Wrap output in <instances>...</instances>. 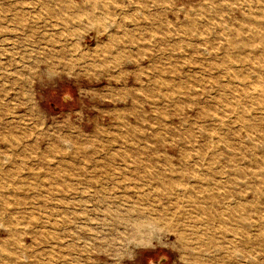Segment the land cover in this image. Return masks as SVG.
<instances>
[{"label":"rangeland","instance_id":"374dc122","mask_svg":"<svg viewBox=\"0 0 264 264\" xmlns=\"http://www.w3.org/2000/svg\"><path fill=\"white\" fill-rule=\"evenodd\" d=\"M0 264H264V0H0Z\"/></svg>","mask_w":264,"mask_h":264}]
</instances>
